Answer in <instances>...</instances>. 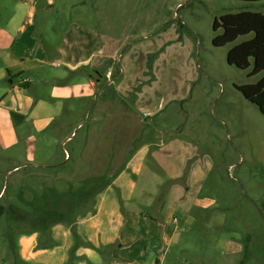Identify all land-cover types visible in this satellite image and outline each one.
<instances>
[{
	"label": "rangeland",
	"instance_id": "obj_1",
	"mask_svg": "<svg viewBox=\"0 0 264 264\" xmlns=\"http://www.w3.org/2000/svg\"><path fill=\"white\" fill-rule=\"evenodd\" d=\"M55 10V16L59 11L78 17L82 26L96 21L103 34L115 38L116 62L103 64L102 78L111 65L110 79L123 80L119 85L123 96L116 97L119 110L113 121L104 115L96 118L86 152L76 146L68 156L60 148L63 155L55 165H25L18 174L7 175L19 162L0 159V251L5 249L6 259L13 257V250L5 236L14 238L28 229L22 215L34 219L40 209L67 204L76 220L90 212L95 199L85 193L105 184V167L100 163L110 154L128 156L110 150V145L133 139L134 148L163 142V162L180 164L184 182L194 168L206 173L198 197L212 205L195 213L202 225L188 232L191 247L183 257L191 260L182 264H205L193 263L203 257L209 264H217L221 257L238 264L242 254L226 257L216 251L224 231L243 237L250 232L252 256L246 264H264V116L237 90L259 81L264 72L249 78L251 69L239 70L227 63L232 44L212 45L215 20L243 11L264 14V2L57 0ZM104 93L99 101L106 99ZM121 107L132 117L122 116ZM80 120L67 119L65 125ZM125 127L132 129L131 137ZM84 130L78 143L83 142ZM208 222H216L220 229H201ZM219 250L225 255L224 248Z\"/></svg>",
	"mask_w": 264,
	"mask_h": 264
},
{
	"label": "crops",
	"instance_id": "obj_2",
	"mask_svg": "<svg viewBox=\"0 0 264 264\" xmlns=\"http://www.w3.org/2000/svg\"><path fill=\"white\" fill-rule=\"evenodd\" d=\"M56 6L57 0H0V159L19 162L6 175L18 174L25 165L53 166L63 155L60 148L68 156L76 146L86 152L96 118L104 115L113 121L119 110L116 97L123 96L119 88L123 80L110 79L111 65L102 80L103 64L116 62L115 38L103 34L96 21L82 26L78 17L59 11L55 16ZM103 91L106 99L99 101ZM121 115L132 117L125 107ZM73 118L81 120L65 125ZM83 127L84 139L78 143ZM124 132L130 137L133 133L128 127ZM112 143L110 150L128 156L110 154L100 163L105 167V188L95 197V214L79 219L74 232L55 224L45 233H18L15 255L6 259L3 248L0 264H182L191 260L183 256L191 247L188 232L202 225L195 213L212 205L198 197L206 173L194 168L184 182L180 164L163 162L161 141L136 148L133 139ZM201 229L220 227L208 222ZM251 245L250 232L243 237L224 231L216 251L226 257L245 255L248 262ZM223 248L225 255L219 250ZM196 261L209 264L207 257ZM217 264L235 263L221 257Z\"/></svg>",
	"mask_w": 264,
	"mask_h": 264
},
{
	"label": "trees",
	"instance_id": "obj_3",
	"mask_svg": "<svg viewBox=\"0 0 264 264\" xmlns=\"http://www.w3.org/2000/svg\"><path fill=\"white\" fill-rule=\"evenodd\" d=\"M239 1L245 3L264 2V0ZM212 29L216 34L212 40V45L214 47L220 48L229 44L233 45L227 53V63L229 65L239 70L251 69L248 74L249 78L264 72V14L251 11L225 14L220 17L219 21H214ZM218 31H220V33H218ZM238 39L241 40L236 43ZM237 90L241 92L247 101L257 106L260 113L264 116V77L254 84L240 86ZM104 188L105 184L103 186L98 185V187L96 186L91 190H87L85 196H92L95 199L96 195ZM161 198L162 196H160L159 199ZM95 203L96 201L94 202V208L90 212L81 215L79 219L94 215ZM67 205L60 209L57 207L54 209H40L37 211V216L34 219H31L27 214L22 215L20 219L28 228L23 232L45 233L55 224L67 225L71 228V231L74 232V224H76L79 219L76 220L75 217H72L71 209ZM5 238L10 248L13 250V255H15L14 238L8 235H6ZM244 249H246V246H244ZM244 256L238 264H246V258Z\"/></svg>",
	"mask_w": 264,
	"mask_h": 264
}]
</instances>
